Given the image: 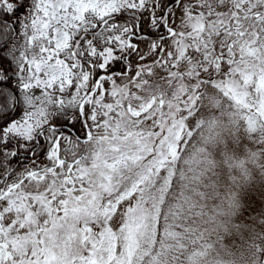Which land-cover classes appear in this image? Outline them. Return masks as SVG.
<instances>
[{
	"label": "snow or ice",
	"instance_id": "obj_1",
	"mask_svg": "<svg viewBox=\"0 0 264 264\" xmlns=\"http://www.w3.org/2000/svg\"><path fill=\"white\" fill-rule=\"evenodd\" d=\"M0 264H264V0H0Z\"/></svg>",
	"mask_w": 264,
	"mask_h": 264
}]
</instances>
